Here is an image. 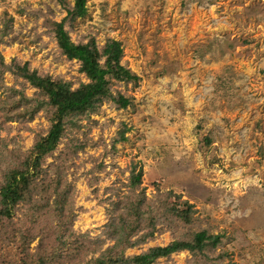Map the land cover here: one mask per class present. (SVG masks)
I'll use <instances>...</instances> for the list:
<instances>
[{
	"label": "rangeland",
	"instance_id": "1",
	"mask_svg": "<svg viewBox=\"0 0 264 264\" xmlns=\"http://www.w3.org/2000/svg\"><path fill=\"white\" fill-rule=\"evenodd\" d=\"M74 3L0 0L7 65L88 82L55 37L66 19L75 43L118 40L138 79L111 78L126 107L107 97L65 117L0 214V264H85L115 245L133 256L203 230L218 243L153 264H264V0H87L73 18ZM55 119L44 92L0 65V188Z\"/></svg>",
	"mask_w": 264,
	"mask_h": 264
},
{
	"label": "trees",
	"instance_id": "2",
	"mask_svg": "<svg viewBox=\"0 0 264 264\" xmlns=\"http://www.w3.org/2000/svg\"><path fill=\"white\" fill-rule=\"evenodd\" d=\"M62 1V0H61ZM87 0H75L74 7L69 14L80 17L87 12ZM66 19L57 22L54 27L55 37L62 51L70 59L81 62L80 70L88 77V82L82 83L77 88H71L69 83L55 80L50 75H41L32 70L28 64L19 63L15 60L7 65L0 53V65L7 66L15 75L22 76L33 86L44 92L49 103L55 108V122L49 133L40 139L34 146L35 156L29 157L23 168L12 169L6 176L4 185L0 188L2 208L0 214L10 211L24 197V192L31 188L33 179H36L39 163L51 153L62 137L65 117L68 114L80 113L95 109L102 99L107 97L121 107H126L129 100L123 95L116 97L111 91V78L118 80H136L138 76L121 63L123 49L121 43L115 39H109L102 49L98 47L96 40L91 39L86 43H75L65 28ZM139 176H134V182H138ZM186 218L187 215H185ZM153 235V233L151 234ZM219 235H210L207 231L196 232L193 240L176 239L164 246H155L141 254L126 256L118 245L108 247L94 262L85 264H153L161 257L169 256L181 250L203 252L210 244L216 245Z\"/></svg>",
	"mask_w": 264,
	"mask_h": 264
}]
</instances>
